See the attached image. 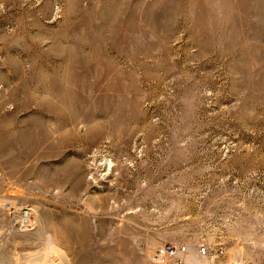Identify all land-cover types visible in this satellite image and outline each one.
Returning a JSON list of instances; mask_svg holds the SVG:
<instances>
[{"label":"rangeland","instance_id":"1","mask_svg":"<svg viewBox=\"0 0 264 264\" xmlns=\"http://www.w3.org/2000/svg\"><path fill=\"white\" fill-rule=\"evenodd\" d=\"M162 246L264 264V0H0V264Z\"/></svg>","mask_w":264,"mask_h":264},{"label":"built area","instance_id":"2","mask_svg":"<svg viewBox=\"0 0 264 264\" xmlns=\"http://www.w3.org/2000/svg\"><path fill=\"white\" fill-rule=\"evenodd\" d=\"M201 253H205V249H200ZM186 254L185 246H162L156 249L154 261L157 264H184Z\"/></svg>","mask_w":264,"mask_h":264}]
</instances>
